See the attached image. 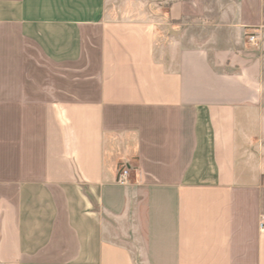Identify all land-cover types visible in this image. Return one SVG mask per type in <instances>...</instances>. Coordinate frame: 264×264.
I'll list each match as a JSON object with an SVG mask.
<instances>
[{"label": "crops", "instance_id": "crops-1", "mask_svg": "<svg viewBox=\"0 0 264 264\" xmlns=\"http://www.w3.org/2000/svg\"><path fill=\"white\" fill-rule=\"evenodd\" d=\"M260 222L264 0H0V264H264Z\"/></svg>", "mask_w": 264, "mask_h": 264}, {"label": "built area", "instance_id": "built-area-1", "mask_svg": "<svg viewBox=\"0 0 264 264\" xmlns=\"http://www.w3.org/2000/svg\"><path fill=\"white\" fill-rule=\"evenodd\" d=\"M259 31L258 29H253L246 35V44L251 47L255 48L258 45V38H259ZM131 168L129 166L123 165L118 169V175L116 182L121 186H126L131 183ZM260 231L264 232V222H260L259 224Z\"/></svg>", "mask_w": 264, "mask_h": 264}, {"label": "rangeland", "instance_id": "rangeland-1", "mask_svg": "<svg viewBox=\"0 0 264 264\" xmlns=\"http://www.w3.org/2000/svg\"><path fill=\"white\" fill-rule=\"evenodd\" d=\"M258 30H260V29H258ZM247 35V34H246ZM246 35H245V43H246ZM247 45V44H246ZM258 46V45H257ZM255 48H257V47H255Z\"/></svg>", "mask_w": 264, "mask_h": 264}]
</instances>
